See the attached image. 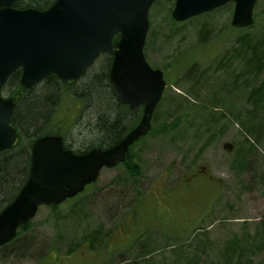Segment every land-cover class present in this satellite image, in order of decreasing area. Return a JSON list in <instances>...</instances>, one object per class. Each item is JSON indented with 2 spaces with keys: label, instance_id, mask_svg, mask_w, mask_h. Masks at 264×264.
<instances>
[{
  "label": "rangeland",
  "instance_id": "374dc122",
  "mask_svg": "<svg viewBox=\"0 0 264 264\" xmlns=\"http://www.w3.org/2000/svg\"><path fill=\"white\" fill-rule=\"evenodd\" d=\"M174 4L157 0L149 12L144 53L166 73V88L152 130L132 149L140 174L104 168L76 197L41 207L0 249V264H224L223 249L233 243L240 264H264V102L252 92L264 70L247 74L238 44L244 33L262 36L264 0L250 29L231 25L233 2L183 22L172 19ZM88 75L70 88L59 82L53 124L44 126L64 131L75 151L93 144L89 131L98 122L97 111L76 99ZM45 84L31 95H44ZM18 87L8 83L4 95L20 98ZM129 115L138 122L141 110ZM18 128L29 143L32 134ZM174 199L184 206L175 208Z\"/></svg>",
  "mask_w": 264,
  "mask_h": 264
},
{
  "label": "water",
  "instance_id": "95a60500",
  "mask_svg": "<svg viewBox=\"0 0 264 264\" xmlns=\"http://www.w3.org/2000/svg\"><path fill=\"white\" fill-rule=\"evenodd\" d=\"M16 0H0V152L18 144L11 125L16 101L2 86L21 69V84L31 88L49 74L71 84L79 80L101 53H113L108 81L118 99L131 108L144 106L140 123L117 144L75 154L63 138L47 135L32 146L30 175L18 195L0 212V247L33 219L41 205H57L96 182L103 168L126 159L129 146L151 129L154 110L166 85L161 69L147 62L144 45L149 10L156 0H57L46 11L17 9ZM235 3L232 25L254 24L257 0H176L174 21L181 22ZM120 39L114 43V37Z\"/></svg>",
  "mask_w": 264,
  "mask_h": 264
},
{
  "label": "trees",
  "instance_id": "16d2710c",
  "mask_svg": "<svg viewBox=\"0 0 264 264\" xmlns=\"http://www.w3.org/2000/svg\"><path fill=\"white\" fill-rule=\"evenodd\" d=\"M55 1L56 0H19L17 6L21 8L36 7L43 9L46 6L52 5ZM208 27V21H204L199 29V33L206 34ZM252 37V33H244L239 37L238 44L239 47L243 49V53L248 54L244 60V71L247 74L254 72L257 75L264 70V32L258 39L254 40ZM104 56L105 64L100 71L94 73L90 72L89 76V69L84 75V77H87V75L89 76L88 82L81 85L79 87V92H77L79 96L76 97V99L82 100L83 108L84 106L86 108L91 106L99 115L98 122L95 123L89 131L90 135L94 137L92 141L93 144L83 147L78 153L88 151L94 147H111L119 142L130 128L137 124V120H131L128 107L119 101L118 97L113 92L112 86L108 82V75L113 57L111 54H105ZM20 76L21 71H17L11 75L8 81V83H14L19 86V91L15 93L18 95H20L21 92L23 93L20 98H16L19 102V108L16 109L11 120L13 126L20 132V141L17 147L0 153V211L17 195L28 179L31 146L34 138L36 139L44 135V126L46 123H52L51 119L55 113L54 106L59 99V82L69 88L77 85V83L72 85L63 83L56 75L52 74L45 79V88L47 92L41 96H32L31 89L20 87ZM257 91L259 95L261 93L262 102H264V81L257 88L252 90L253 96H255L254 92ZM83 110H81V114ZM66 117L67 116H64L63 119ZM18 127L32 134L29 143H23L21 131ZM55 133L65 134L60 128H56ZM123 165L132 176H136L141 172L140 163L136 160L135 156L132 155V151L128 152L126 161ZM28 226L29 223L22 225L18 233L21 230H25ZM177 237H181V235H177ZM88 243L92 247L93 241H87V244ZM182 247L183 246H179V249ZM70 252L71 251H69V254ZM241 254V250L235 248L234 243L224 248L222 253L224 264H240L243 258Z\"/></svg>",
  "mask_w": 264,
  "mask_h": 264
},
{
  "label": "flooded vegetation",
  "instance_id": "af4514ba",
  "mask_svg": "<svg viewBox=\"0 0 264 264\" xmlns=\"http://www.w3.org/2000/svg\"><path fill=\"white\" fill-rule=\"evenodd\" d=\"M17 2H19V0H16V1L12 4V7H13V8H18V9H25V8H28V7H22V8H21V7L17 6ZM50 6H51V5L46 6V7H44L43 9H39V8H38V9L41 10V11H44V10L49 9ZM35 8H36V7H35ZM138 109L141 110V118H142L143 111H144V108H143V107H138V108H135V109H130V108H129V111L132 112L133 110L135 111V110H138ZM141 118H140V120H141ZM129 131H130V130H129ZM142 139H143V137L140 138L139 140H137V141H136V142L130 147L129 152L133 149V146L136 145L137 143H139ZM173 201H174V207H175V208H177L179 205H180L179 208H180L181 206H184V204H183L180 200H178V199H174Z\"/></svg>",
  "mask_w": 264,
  "mask_h": 264
}]
</instances>
